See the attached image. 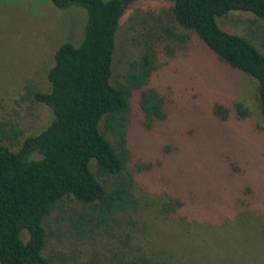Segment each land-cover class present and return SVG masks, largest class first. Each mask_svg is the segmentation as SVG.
Listing matches in <instances>:
<instances>
[{"label":"trees","instance_id":"trees-1","mask_svg":"<svg viewBox=\"0 0 264 264\" xmlns=\"http://www.w3.org/2000/svg\"><path fill=\"white\" fill-rule=\"evenodd\" d=\"M50 1L61 10L83 9L84 35L77 46L65 42L58 47L48 72L49 90L33 93L36 102L49 108V125L23 139L17 150L0 145V264H52L49 255L58 240L49 234L46 221L65 200H73L80 209L68 215L58 242L65 246L104 243L117 260L109 264H186L190 249L177 246H184L193 229H200L204 237L212 232L217 240L225 236L229 242L215 245L199 239L200 245L191 250L196 261L190 264H245L227 256H244L239 241L246 247L248 234L264 237V224L251 221L245 225L249 231L241 226V239L232 235L233 226L228 228L246 211L253 212L248 206L255 199L250 186L238 192L227 213L218 216L219 222L216 218L214 224L202 226L184 210L187 192L173 185L169 147L158 148L151 159L129 171L130 125L125 114L132 91H139L144 131H154L167 121L168 114L160 94L145 89L154 67L150 44L139 60L129 64L126 85L112 84L123 0ZM160 1L169 3V11L160 17L162 26L144 24L156 29L160 37L174 35L176 27L192 33L222 66L254 79L264 119V54L247 38L225 31L218 23L235 12L251 13L264 22V0ZM234 109L240 118L246 116L240 104ZM212 113L220 119L229 117V109L220 104L214 105ZM102 121L116 135V147L101 133ZM227 157L221 158L225 165L223 176L218 173L220 181L215 182L219 186L245 173L238 161ZM140 176H157L164 198L154 207L151 219L143 216L146 202L134 191ZM165 221H170L168 230L155 229L154 222Z\"/></svg>","mask_w":264,"mask_h":264},{"label":"rangeland","instance_id":"rangeland-1","mask_svg":"<svg viewBox=\"0 0 264 264\" xmlns=\"http://www.w3.org/2000/svg\"><path fill=\"white\" fill-rule=\"evenodd\" d=\"M123 2L125 10L116 36L112 84L116 87L126 85L129 64L139 60L150 44L154 67L145 89L153 88L160 94L168 114L167 121L154 131H144L139 91H132L130 108L125 114L130 125L129 171L151 159L158 148L169 147L173 185L187 192L184 210L202 226L214 224L216 218L219 222L218 216L227 213L228 205L235 202L238 192L250 186L255 199L248 206L253 212L246 211L245 216L238 217L228 228L233 226L232 235L241 239V226L249 231L245 225L251 221L264 224V119L258 105L257 82L222 66L200 41L194 40L192 33L176 27L174 35L160 37L156 29L144 24L162 26L159 21L169 11L168 2ZM85 23L86 13L80 8L61 10L50 0H0V127L4 132L0 135V145L17 150L23 139L40 133L49 125L50 110L36 102L33 93L49 90L48 72L54 64L56 50L65 42L77 46L83 39ZM218 23L225 31L247 38L264 54V22L253 14L230 13L219 18ZM215 104L229 109L227 119L213 115ZM237 104L245 109L244 118L237 115L234 109ZM100 130L116 147V135L106 128L104 121ZM223 155L238 161L245 173L219 186L215 182L220 181L218 173L221 177L224 174ZM157 179V176H140L135 185L134 191L146 202L143 216L148 219L153 218L156 206L164 200ZM79 207L73 200H65L51 213L46 228L53 238L61 242L58 234L68 215ZM169 226L170 221L154 222L155 229L159 227L162 233ZM190 232L184 246H177L190 249L186 264L195 263L196 254L191 250L200 245L199 239L215 245L229 242L225 236L217 240L211 231V235L205 237L200 229ZM159 236L163 238V234ZM58 241L52 243L49 255L52 264L117 261L104 243L65 246ZM239 244L244 256L230 254L228 258H239L237 262L245 264H264V237L252 232L248 234L246 247L242 239ZM167 247L171 248L169 244Z\"/></svg>","mask_w":264,"mask_h":264}]
</instances>
